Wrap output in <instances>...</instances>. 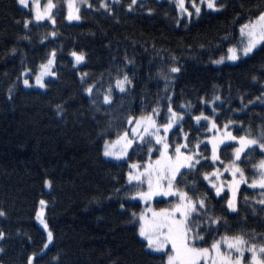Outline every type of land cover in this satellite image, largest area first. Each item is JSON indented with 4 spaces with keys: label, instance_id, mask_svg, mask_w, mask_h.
<instances>
[{
    "label": "trees",
    "instance_id": "trees-1",
    "mask_svg": "<svg viewBox=\"0 0 264 264\" xmlns=\"http://www.w3.org/2000/svg\"><path fill=\"white\" fill-rule=\"evenodd\" d=\"M53 2L55 24L40 21L26 29L23 21L31 18L29 10L17 0H0V209L7 213L0 217V230L6 233L0 240V264H27L32 253H36L33 264H162L160 254L146 249L137 226L130 222V213L140 212L146 204L129 195L133 190L126 183L128 166L148 159L147 145L138 148L139 142H134L125 161H112L102 154L104 141L112 142L118 132L130 129L128 115L149 112L158 100L160 118L164 116L165 80L160 72L167 73L173 63L181 68L168 82L174 110L181 111L178 106L190 101L191 115L203 111L213 116L211 109L222 104L214 115L218 125L231 119L229 130L234 135L264 132V100L256 99L264 92L262 46L237 64L213 63L238 41L240 25L264 11V0H217L222 8L202 9L191 21L180 17L174 0H138L132 11L127 9L130 0H107L111 12L100 8L98 0H89L93 8L74 0L81 16L75 22L66 18L67 0ZM53 49L57 75L47 76V87L38 88L35 74ZM72 51L83 52L85 60L76 64ZM125 57L133 63L126 64ZM25 67L31 69V87L22 83ZM120 69L128 73L132 87L125 93L114 88L110 105L101 99L92 104L83 91L82 74L103 91L109 83L114 85ZM214 95L220 100L201 104L200 97L208 100ZM184 121L189 140L208 137L204 128L195 130L200 126L187 111ZM173 132L175 128L170 140ZM200 149L209 154L203 143ZM156 155L154 149L153 160ZM219 155L227 164L232 149L224 145ZM261 159L259 149L247 152L249 162L241 167L249 180L258 175L252 164ZM203 170L211 169L206 165ZM192 179V174L179 176L176 186L187 191L185 181L190 186ZM208 185L196 177L198 190L208 193L210 210L225 220L220 231L242 232L259 243L264 236V211L257 203L264 198L262 190L243 183L237 214L226 210L225 201ZM159 198L151 201L153 208L168 207L176 199ZM40 200L45 201L43 208ZM40 212L53 233L47 248H43L47 231L37 219Z\"/></svg>",
    "mask_w": 264,
    "mask_h": 264
},
{
    "label": "snow or ice",
    "instance_id": "snow-or-ice-1",
    "mask_svg": "<svg viewBox=\"0 0 264 264\" xmlns=\"http://www.w3.org/2000/svg\"><path fill=\"white\" fill-rule=\"evenodd\" d=\"M87 8H93L94 5L89 0H82ZM99 7L111 12L107 0H98ZM119 2V0H116ZM17 3L24 9H28L32 14L31 18H26L23 21L24 27L27 29L29 24L44 20L55 24L53 9L57 7L53 0H46V3L41 6L40 0H17ZM138 4V0H130L127 5L129 11L133 10V6ZM68 12L67 20L79 21L80 9L76 7L74 0H67ZM175 6L179 9L180 17L185 20H191L192 17L199 18L202 9L217 11L223 7V4L217 3V0H175ZM140 7H144L140 4ZM149 13L152 12L148 8ZM180 20L177 19V23ZM240 41L227 49V59L230 61H240L250 57L258 45L262 46L260 50H264V11H261L254 20L248 21L240 25ZM55 36L56 32L50 33ZM27 39L28 37H24ZM15 53L16 49L11 50ZM74 57L75 63L79 64L85 60L83 52L72 51L70 53ZM56 51L53 49L46 59V62L39 66V72L35 74V85L40 88H46L44 81L45 76L55 77L57 74L53 70ZM173 61L175 58H172ZM225 57L214 61V63H222ZM126 64H132L133 61L125 57ZM180 66L175 63L168 66L167 73L160 72V75L165 80V114L160 118V103L152 107L149 112H142L139 116L128 115L126 124L131 126L130 129H125L118 132L116 139L112 142L104 141L103 156L120 159L127 155L128 149L134 142L139 148L141 144L147 145L148 159L141 162H132L129 164L126 183L133 190L129 195L132 199L139 198L147 205L140 212L132 211L130 213V222L134 223L137 228L138 236L143 238L145 247L153 253H159L162 259V264H264V236L261 237L259 243L252 242L255 237L246 239L242 232L229 234L227 231L221 232L220 228L224 226L225 220L222 216L215 215L210 210L208 205V193L201 192L196 186V177L201 176L211 186L209 191H213L216 197H221L226 203V210L238 214V199L237 193L242 183L247 184L251 188L259 187L264 197V159L258 163L252 164L253 169H259L258 175H253L251 180L245 176V171L241 164H246L247 152L260 150L264 155V132L257 136L250 134L233 135L229 130V125L233 124L231 119H228L223 125H218L216 119L213 118L217 105L211 109L213 116L205 115L200 111L198 115H191V102L180 104L178 107L181 111L174 110L172 106V96L168 93V82L174 77L172 74L179 73ZM31 69L25 67L21 72L22 83L26 87H31L29 84L28 75ZM115 77L114 85L109 83L103 91L97 87V82H87L82 74L81 80L85 84L83 91L88 94L92 104H96L97 99H101L104 104H111L113 99V89H117L119 93L127 92L133 84L132 79L123 69ZM256 77H253L255 80ZM96 90V95L93 97V90ZM9 98H11V89L9 90ZM257 100H264V92L261 96L256 97ZM220 96L214 95L210 99L205 100L200 97V102L204 104H214L219 101ZM248 103H253L249 100ZM246 107V105H244ZM57 114L62 111L61 106L57 105ZM187 111L190 119L196 122V131L200 128L212 129L215 134L211 137H205L201 140L197 136H193L189 140V132L184 131V116ZM201 121L204 123L201 124ZM193 126H190V128ZM175 128L173 139H169V132ZM225 141H235L237 146L225 144ZM204 144L205 155L201 151L200 145ZM209 144L211 145L209 149ZM224 144L225 149L231 148L233 155L225 164L218 154L220 145ZM158 153L155 159H152L153 150ZM247 150V151H246ZM242 154L245 159L242 160ZM203 161V163H201ZM219 162L220 167L216 164ZM211 170L204 171L205 166ZM224 173H228L230 178L222 179ZM192 174V183L189 186L185 181L187 191L176 186L177 176L186 177ZM47 186H50V181H45ZM227 189V191H225ZM191 193V194H190ZM221 193H224L221 196ZM175 197V201L168 207L153 208L151 201L153 198ZM247 202V197L244 198ZM40 205L43 208L44 200H40ZM264 211V198L257 201ZM121 208L124 207L122 203ZM255 211V209H253ZM7 213L0 209V217L6 216ZM42 212L37 213V219L47 231V242L43 248H47L48 244L53 241V233L48 230L47 222L42 218ZM6 233L0 230V240H3ZM207 237V238H206ZM3 248H0V252ZM246 253L248 254L246 256ZM36 259V253H32L27 257V264H33Z\"/></svg>",
    "mask_w": 264,
    "mask_h": 264
},
{
    "label": "rangeland",
    "instance_id": "rangeland-1",
    "mask_svg": "<svg viewBox=\"0 0 264 264\" xmlns=\"http://www.w3.org/2000/svg\"><path fill=\"white\" fill-rule=\"evenodd\" d=\"M175 1V0H174ZM42 2H43V0H41V6H43V4H42ZM44 3H46V0H45V2ZM186 6H188V0H186ZM203 10H205V9H203ZM192 20H193V17L191 18ZM254 20V19H253ZM46 21H48V20H44L43 22H46ZM73 21V20H72ZM187 21H191V20H187ZM73 22H75V21H73ZM238 41L235 43V44H238L239 43V41H240V32H238ZM259 45H258V49H259ZM256 51V50H255ZM254 51V52H255ZM227 55H228V53L226 52L225 54H224V56H222V57H225V59H224V61L222 62V63H219V64H217V63H214V65L215 66H217V67H221L222 65L223 66H225V65H230V64H237V63H239L240 61H242V60H240V61H230V60H228L226 57H227ZM251 56V55H250ZM221 58V57H220ZM219 58V59H220ZM218 60V59H217ZM214 61H216V59L214 60ZM46 77L47 76H45L44 77V80L46 79ZM37 86V85H36ZM38 88H40L39 86H37ZM212 107V106H211ZM213 118H214V116H213ZM214 119H216V118H214ZM170 133V132H169ZM207 134H208V137H211V136H213L214 134H215V131L214 130H212V129H207ZM233 134V133H232ZM234 135V134H233ZM138 142V141H137ZM225 144H235V146H237V142H235V141H225ZM209 147H211V145L209 144ZM222 147H224V144H221L220 145V149L222 148ZM220 151V150H219ZM247 151V150H246ZM128 152H130L129 151V149H128ZM127 152V155L126 156H124V157H121L120 159H115V158H113V157H106L107 159H110V160H112V161H125L126 159H127V157H128V155H129V153ZM218 154H219V152H218ZM242 156H243V154H242ZM241 156V157H242ZM217 167H220V165H219V162H217ZM257 172H258V174H259V169L257 168ZM177 177H179V175L177 176ZM227 178H230L229 177V174L228 173H224V175L222 176V179H227ZM207 182V181H206ZM207 184H208V182H207ZM243 184V183H242ZM242 184L240 185V187H239V190H238V193H237V199H239V196H240V188L242 187ZM209 186V185H208ZM209 187H211V186H209ZM256 188H259V187H256ZM225 191H227V189H225ZM213 192H214V190H213ZM222 194V193H221ZM168 198H171V197H168ZM158 199V198H157ZM159 199H164V200H168V199H166V198H163V197H161V198H159ZM143 202V201H142ZM144 204H145V202H143ZM147 206V205H146ZM145 206V207H146ZM229 212H231L230 210H229ZM231 213H233V212H231ZM151 251V250H150ZM152 252V251H151ZM248 254L246 253V256H247Z\"/></svg>",
    "mask_w": 264,
    "mask_h": 264
}]
</instances>
